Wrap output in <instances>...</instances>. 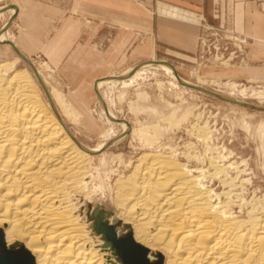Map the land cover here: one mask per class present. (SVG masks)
Here are the masks:
<instances>
[{
	"label": "bare ground",
	"instance_id": "1",
	"mask_svg": "<svg viewBox=\"0 0 264 264\" xmlns=\"http://www.w3.org/2000/svg\"><path fill=\"white\" fill-rule=\"evenodd\" d=\"M7 9L17 12L13 5ZM6 30L0 42L10 41ZM20 59L0 60V249L17 264H24L21 255L34 264H125L91 205L94 155L110 144L108 133L94 149L80 142L67 120L77 122L81 114L37 70L51 104L31 67L21 66ZM160 64L173 84L222 96L187 82L172 65ZM141 66L100 81L99 93ZM106 111L123 132L132 131L128 122ZM257 130L262 137L264 123ZM183 157L186 161L173 151L143 154L129 175L115 181L108 219L118 239L133 233L151 264H264V204L233 203L235 179L227 173L234 163L229 169L211 159V173L192 166L199 163L196 156ZM216 179L223 191L214 188Z\"/></svg>",
	"mask_w": 264,
	"mask_h": 264
},
{
	"label": "rangeland",
	"instance_id": "2",
	"mask_svg": "<svg viewBox=\"0 0 264 264\" xmlns=\"http://www.w3.org/2000/svg\"><path fill=\"white\" fill-rule=\"evenodd\" d=\"M14 2L0 0V32L4 31L10 17L14 15L7 9ZM259 7L262 11L260 3ZM29 27L31 30L23 27L16 14L6 30V36L25 52L35 51L36 46L41 47L43 43L51 51L53 36H56L55 43H58L57 31L50 21L44 20L38 28L35 25ZM27 36L30 39H25ZM203 38L196 56L172 54L156 60L173 65L187 82L249 105L264 107V44L244 40L214 27ZM82 55L77 63L79 70L70 73L56 70L50 54L44 50L33 52L28 55V59L34 71H41L47 83L61 92L66 102L81 114L77 122L67 120L80 142L94 149L104 142V133L109 135L110 144L104 151L94 155L91 189L95 191V201L91 205L102 228L112 231L115 240L130 239L147 264H151L148 251L135 241L133 233L118 239L117 227H113L108 219L113 206L111 187L120 176L131 173L132 164L140 156L150 152L173 151L185 161L183 156L186 153L194 155L199 163L195 161L191 163L192 166H201L211 170V173L212 160L217 159L219 165L229 169V164L234 163L231 164L234 168L228 169L227 173L235 179L233 203L241 205L256 200L264 204V134L261 137L257 132L258 126L264 123V112L213 98L180 83L173 84L168 73L160 68V63L148 67L143 65L114 86H103L100 95L104 104L98 103L91 71H84L90 59ZM16 58L19 56L12 47L0 42V60ZM20 61L21 66L30 68L25 61ZM139 94L147 96L144 99ZM106 108L118 120L128 122L132 131L123 132L121 126L106 117ZM222 156L228 157L223 159ZM219 180L213 181L214 188L223 191ZM90 209L87 207V212ZM20 261L34 264L23 255Z\"/></svg>",
	"mask_w": 264,
	"mask_h": 264
},
{
	"label": "crops",
	"instance_id": "3",
	"mask_svg": "<svg viewBox=\"0 0 264 264\" xmlns=\"http://www.w3.org/2000/svg\"><path fill=\"white\" fill-rule=\"evenodd\" d=\"M12 2L15 4L9 5L16 7L17 20L23 27L31 30L29 26L37 27L45 20L51 22L58 34V43L53 36L51 51L44 43L41 47L37 45L35 51L25 52L16 44L17 47L27 56L44 50L50 54L53 67L61 73L78 71V59L83 54L82 57L90 59L84 71H91L96 96L99 93L97 85L104 79L121 76L141 65L170 64L156 58L172 54L196 56L204 24L264 44V13L259 0ZM99 98L97 96L98 103Z\"/></svg>",
	"mask_w": 264,
	"mask_h": 264
},
{
	"label": "water",
	"instance_id": "4",
	"mask_svg": "<svg viewBox=\"0 0 264 264\" xmlns=\"http://www.w3.org/2000/svg\"><path fill=\"white\" fill-rule=\"evenodd\" d=\"M14 16L15 15H12L10 17V19H9V21H8V23L4 29L9 28L10 24L13 21ZM4 44L10 45L12 47V49L15 51V53L31 67L32 71L34 72V74L36 76V73H35L33 67L31 66V64L29 63L28 59L26 57H24V55L21 54V52L13 45V43L10 41H7ZM37 80H38L39 84L41 85L47 99L52 104L51 99L48 95V92H47L45 86L42 84L40 78L37 77ZM96 94L99 98L100 97L99 93H96ZM208 95L213 97V98H216V99H219L222 101H226L228 103H232V104H235V105H238L241 107H245L248 109L264 112V107L249 105L246 103L243 104V103L233 101V100L226 98V97H223V96L215 95V94L210 93V92H208ZM106 234H107V237L113 242L115 247L120 251L122 260L125 264H147L143 254H141V252L138 249H136L132 246L130 239L115 240L113 233L110 230L106 231ZM0 264H17V262H15L14 259L10 255H8L6 252H3L0 249Z\"/></svg>",
	"mask_w": 264,
	"mask_h": 264
},
{
	"label": "built area",
	"instance_id": "5",
	"mask_svg": "<svg viewBox=\"0 0 264 264\" xmlns=\"http://www.w3.org/2000/svg\"><path fill=\"white\" fill-rule=\"evenodd\" d=\"M259 3H260V5H261L262 11H263V13H264V7H263V6H264V0H260ZM203 28H204V33H203V36H202L201 40L204 39L203 37H205L206 33L209 32L210 29H213L212 26H210V25H206V24L203 25ZM205 32H206V33H205ZM203 41H204V40H203ZM202 43H203V42H202Z\"/></svg>",
	"mask_w": 264,
	"mask_h": 264
}]
</instances>
